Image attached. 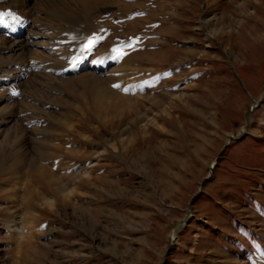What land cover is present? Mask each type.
I'll return each mask as SVG.
<instances>
[{
	"label": "rangeland",
	"instance_id": "1",
	"mask_svg": "<svg viewBox=\"0 0 264 264\" xmlns=\"http://www.w3.org/2000/svg\"><path fill=\"white\" fill-rule=\"evenodd\" d=\"M10 3L0 264H264V0ZM64 21L104 68L58 72Z\"/></svg>",
	"mask_w": 264,
	"mask_h": 264
},
{
	"label": "bare ground",
	"instance_id": "2",
	"mask_svg": "<svg viewBox=\"0 0 264 264\" xmlns=\"http://www.w3.org/2000/svg\"><path fill=\"white\" fill-rule=\"evenodd\" d=\"M8 7L12 8L11 12H9L11 14L9 15H7L4 12L5 8L2 10L0 9V14L3 15V22L0 23V33L5 34L8 39L7 45L4 47H1L0 51L7 53L8 55H13L14 57L17 58L18 55L19 56L24 55L31 48H33L32 46L36 43L35 42L36 39L33 40L28 36L31 25L29 21L26 19V17L24 18L16 12L15 10L16 6H14L13 3H10V5H8L7 8ZM14 16L15 18L11 19ZM85 20H83V22ZM64 23H65L64 25H61L59 27L60 32L56 35L55 39L59 41L61 44L68 47L70 55L68 59H66L65 62L57 66L60 70L58 72L59 73L60 72L61 73H79L83 71L84 69H86L87 67H93L95 69L104 68L108 64V62H106V60L104 62L101 61L100 60L101 58L99 56L98 57L100 59L96 57V59L93 62V57L95 56L93 49L99 44V39H100L99 36L101 35L99 32L100 29L95 30L90 27L86 29L84 28V25L83 27L81 25V28L79 26H77L78 28H71L70 27V25L72 24L71 22L64 21ZM94 34L96 37L99 38L96 44L91 48V50H84L82 48L83 44L85 43L88 37H91ZM36 36L38 37V35ZM112 58L113 57H110L111 60ZM108 59L107 61H110Z\"/></svg>",
	"mask_w": 264,
	"mask_h": 264
},
{
	"label": "snow or ice",
	"instance_id": "3",
	"mask_svg": "<svg viewBox=\"0 0 264 264\" xmlns=\"http://www.w3.org/2000/svg\"><path fill=\"white\" fill-rule=\"evenodd\" d=\"M3 22V15L0 14V23ZM99 38L95 36V34L91 37H88L86 42L83 44L82 48L84 50H91V48L96 44Z\"/></svg>",
	"mask_w": 264,
	"mask_h": 264
},
{
	"label": "water",
	"instance_id": "4",
	"mask_svg": "<svg viewBox=\"0 0 264 264\" xmlns=\"http://www.w3.org/2000/svg\"><path fill=\"white\" fill-rule=\"evenodd\" d=\"M237 138L239 137H233V136H230V140H236ZM182 229V225L181 224H177L174 228V231H179Z\"/></svg>",
	"mask_w": 264,
	"mask_h": 264
}]
</instances>
